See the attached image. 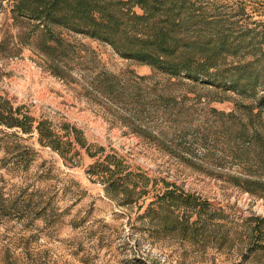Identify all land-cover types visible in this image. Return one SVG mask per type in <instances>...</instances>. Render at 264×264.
<instances>
[{
  "label": "rangeland",
  "instance_id": "obj_1",
  "mask_svg": "<svg viewBox=\"0 0 264 264\" xmlns=\"http://www.w3.org/2000/svg\"><path fill=\"white\" fill-rule=\"evenodd\" d=\"M212 1L227 13L245 7V27L264 23V0ZM38 25L14 17L11 0H0V100L14 111L21 110V119L31 118L28 133L0 127L4 132L0 140L19 142L35 153L27 170H13L12 162L7 168L2 164L12 155L0 150V194L6 198L33 195L38 205L34 212L47 209L29 218L0 219V264H264V251L252 255L246 251V220L264 218V199L218 177L242 175L243 167L229 160L221 168L214 167L215 157L204 159L202 145L196 143L190 150H184L185 144L177 146L181 144L173 143L174 128L159 120L142 125L145 137L134 133L130 113L98 91L93 81L106 72L162 89L168 80L177 83L179 79L124 59L102 41L44 23L40 30L48 27L72 46L67 65L61 67V79L52 71L53 62L35 47L33 30ZM245 54L226 57L225 62L260 58L264 45L257 55ZM168 87L165 91L170 96L189 92L186 85ZM191 91L186 104L195 105L197 119L205 117L204 106L231 112L239 104H256V98L231 91L211 87ZM199 93L202 101L197 104L194 99ZM44 120L64 143H72L63 148L66 159L38 142L37 127ZM5 134H16L22 141L6 139ZM109 155L124 164L122 175L131 173L133 182L141 180L139 175L146 178L147 194L139 204L118 203L122 197L106 192L102 176L88 174ZM172 189L200 198L210 204V211H223L229 219L219 218L195 237L182 228L174 229L167 212L158 208L157 216L146 217L157 196Z\"/></svg>",
  "mask_w": 264,
  "mask_h": 264
},
{
  "label": "trees",
  "instance_id": "obj_2",
  "mask_svg": "<svg viewBox=\"0 0 264 264\" xmlns=\"http://www.w3.org/2000/svg\"><path fill=\"white\" fill-rule=\"evenodd\" d=\"M13 15L34 22L54 24L72 32L84 34L92 39L110 45L122 58L133 60L178 78L179 82L167 81L165 88L143 86L134 78L124 79L109 73L97 74L93 81L95 88L121 104L130 113V127L138 135L142 125L159 120L174 128L173 143L179 142L184 150H190L196 143L206 153L204 159L215 157L214 167L221 168L224 161L243 167L242 175H224L227 181L252 196L264 199V54L249 62L227 64L226 57H237L250 53L257 55L263 50L264 23L255 22V28L245 27V7H236L232 12H222L212 0H11ZM248 18V17H247ZM33 30L35 47L53 62V73L64 78L62 65H67L72 51L71 44L54 34L48 27ZM261 29H258V28ZM39 30L37 31V29ZM246 55V54H245ZM188 81L190 84H186ZM171 82V83H170ZM168 84L189 87L188 94L167 95ZM215 88L231 91L244 97L256 98V104L236 105L235 110L225 112L204 106L203 119L195 118V105L187 106L189 93L193 89ZM166 90V91H165ZM262 91V94H260ZM227 99L222 98L220 101ZM197 104L202 96L197 94ZM21 110H13L0 100V127L18 128L28 133L31 118L19 117ZM133 121V122H132ZM139 124L136 126L135 124ZM38 142L66 159L63 151L71 142H63L50 128L47 121L37 127ZM4 132L0 130V134ZM4 135V134H3ZM16 138V134L6 135ZM149 137V136H148ZM78 143H84L77 138ZM206 143L209 145L207 146ZM212 143V144H211ZM12 158H4L3 166L14 165L12 169L27 170L35 156L34 150L21 143L0 140ZM218 155V156H217ZM124 164L115 156L106 157V162L97 163L89 175L103 177L106 192L122 197L120 204L137 205L147 194L144 189L146 178L131 180V173L122 175ZM127 169V167H126ZM142 183V184H141ZM5 197L0 194V219L29 218L47 211L35 213L33 195ZM142 207V206H141ZM140 207V208H141ZM167 212L174 229L182 228L199 236L214 221L228 220L223 211H210L211 206L200 198L167 190L157 196L146 210V217L157 216L158 210ZM39 211V210H38ZM246 251L249 255L264 251V218L246 220Z\"/></svg>",
  "mask_w": 264,
  "mask_h": 264
}]
</instances>
